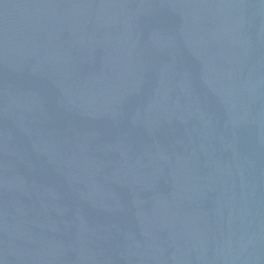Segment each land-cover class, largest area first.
I'll return each mask as SVG.
<instances>
[{"label":"water","instance_id":"obj_1","mask_svg":"<svg viewBox=\"0 0 264 264\" xmlns=\"http://www.w3.org/2000/svg\"><path fill=\"white\" fill-rule=\"evenodd\" d=\"M0 264H264V0H0Z\"/></svg>","mask_w":264,"mask_h":264}]
</instances>
